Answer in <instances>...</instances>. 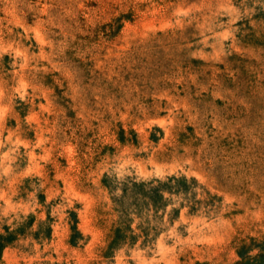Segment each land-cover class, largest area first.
<instances>
[{
    "label": "rangeland",
    "instance_id": "1",
    "mask_svg": "<svg viewBox=\"0 0 264 264\" xmlns=\"http://www.w3.org/2000/svg\"><path fill=\"white\" fill-rule=\"evenodd\" d=\"M0 264H264V0H0Z\"/></svg>",
    "mask_w": 264,
    "mask_h": 264
}]
</instances>
